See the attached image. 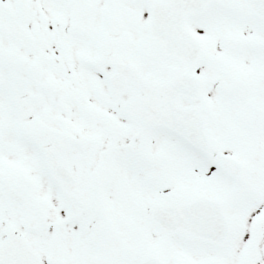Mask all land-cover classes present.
Masks as SVG:
<instances>
[{
  "label": "snow or ice",
  "instance_id": "6c2138e0",
  "mask_svg": "<svg viewBox=\"0 0 264 264\" xmlns=\"http://www.w3.org/2000/svg\"><path fill=\"white\" fill-rule=\"evenodd\" d=\"M0 264H264V0H0Z\"/></svg>",
  "mask_w": 264,
  "mask_h": 264
}]
</instances>
